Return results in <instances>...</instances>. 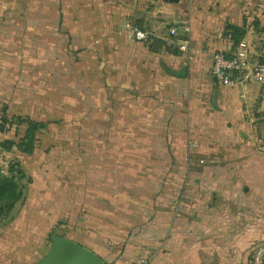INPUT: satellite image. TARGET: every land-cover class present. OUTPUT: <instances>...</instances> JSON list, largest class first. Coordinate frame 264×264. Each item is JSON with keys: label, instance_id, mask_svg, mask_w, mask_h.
<instances>
[{"label": "crops", "instance_id": "1", "mask_svg": "<svg viewBox=\"0 0 264 264\" xmlns=\"http://www.w3.org/2000/svg\"><path fill=\"white\" fill-rule=\"evenodd\" d=\"M5 1L0 106L43 123L75 47V80L86 66L92 74L94 131L107 132L108 162L124 167L122 199L110 186L104 213L87 221L90 243L68 239L114 264H248L251 247L264 244V85L226 87L211 67L213 54L237 51L229 27L248 45L251 0H75L72 22L58 8L52 15L51 0L25 13L15 10L20 0ZM10 217L0 222V264H35L46 249L33 231L16 234L19 215Z\"/></svg>", "mask_w": 264, "mask_h": 264}, {"label": "rangeland", "instance_id": "2", "mask_svg": "<svg viewBox=\"0 0 264 264\" xmlns=\"http://www.w3.org/2000/svg\"><path fill=\"white\" fill-rule=\"evenodd\" d=\"M22 1L15 2L14 7L18 12L25 13L28 4L29 9L34 12L42 10L38 8L40 0ZM4 2L6 1L3 0V4ZM245 3L244 11L249 18V27L254 28V33L247 36L246 49L249 62L255 64L264 59V0ZM74 7L75 0L50 1L52 15L58 8L64 17H70L67 22L73 20ZM55 49L52 51V57L58 55V47ZM67 51L66 76L61 78L63 83H57V77L51 76L56 85L53 84L55 89L51 92L53 99L50 117H45L44 129L39 130L35 136L37 141L33 154L25 156L16 149L10 153L0 151V167L3 173L8 162L16 160L21 164L26 176L31 179L29 184L22 182L23 203H18L15 211L5 220L8 221L10 216L18 214L21 224L15 233L25 235L26 232L30 234L33 231L36 249L40 245L42 249L49 247V236L55 232H61L67 238L88 245L93 236L86 231L85 217L97 215L101 213L99 211L103 209V205H109V199L112 197L110 186L114 187L113 192L116 193L114 200L118 202V199H122L117 195L118 191H121L123 180L117 177L124 167L108 162L113 161L116 156L108 155L112 154V151L107 148V132L94 131V122L89 115L93 95L90 67H84L82 77L75 80L73 62L72 65L69 64V58L71 61L74 59L75 47H68ZM52 67L57 70V66ZM35 90L33 88L31 91L34 95L38 94ZM59 95L63 96V99L56 98ZM2 103H6V100ZM10 111V103L0 106V114H5L10 123L5 126V132L0 133V142L11 140L17 145L24 136L26 127L15 126L18 121L15 116H11ZM45 201L49 206H45ZM26 203L35 209H21ZM4 225L5 222L0 224V227ZM260 245L264 244L252 246L249 255Z\"/></svg>", "mask_w": 264, "mask_h": 264}, {"label": "trees", "instance_id": "3", "mask_svg": "<svg viewBox=\"0 0 264 264\" xmlns=\"http://www.w3.org/2000/svg\"><path fill=\"white\" fill-rule=\"evenodd\" d=\"M256 25H258V23ZM228 30L232 32V35L230 38L233 42V46H234L233 48L236 49L239 43L243 40L242 38H244L245 31H243L242 29L236 28V27H229ZM263 32H264V29H263ZM4 115L5 114H0V123L6 126L7 124H10V123L7 121ZM16 121L18 122L17 124H14L15 126L24 125L26 127L24 136L20 139L17 145L11 140L0 142V151L1 153H4V152L10 153L13 149H16L22 155H25V156L32 155L35 149V143L37 141L35 136L39 130L44 129L45 125L41 122H35L30 119L16 118ZM0 158H1V154H0ZM23 181H25L26 184H29L31 182V179L28 176H26L21 164L18 161L16 160L9 161L7 164L5 173H3L2 168L0 167V220L7 219L8 216L11 214V212L14 210L15 206L18 203H21V202L23 203V200H24V196H23L24 185L22 184ZM90 219L91 218L89 215L85 217L86 224H87V221H89ZM54 234L62 238L68 239L61 232H55ZM68 240H71V239H68ZM77 244L81 246V244L79 243ZM47 248L44 254L46 253ZM92 252L96 254L99 258H101L105 264L115 263L111 261L110 263H108L107 260L99 256L100 254L98 252L97 253L94 251ZM41 258L36 260V262H38Z\"/></svg>", "mask_w": 264, "mask_h": 264}, {"label": "built area", "instance_id": "4", "mask_svg": "<svg viewBox=\"0 0 264 264\" xmlns=\"http://www.w3.org/2000/svg\"><path fill=\"white\" fill-rule=\"evenodd\" d=\"M187 1V0H183ZM184 33L189 32V27L182 24ZM176 29H170V36H176ZM133 34L138 41H145L146 35L133 30ZM246 43L242 40L237 51L231 56H225L221 53H215L212 56V76L222 85L230 88H241L252 84L264 85V59L262 62L251 64L248 60V51ZM179 50L188 52V43L186 40L179 41ZM194 147V145H191ZM193 157L190 155L187 159L188 164L193 163ZM202 164V161H199ZM143 263V261H142ZM249 264H264V245L257 246L250 259Z\"/></svg>", "mask_w": 264, "mask_h": 264}, {"label": "water", "instance_id": "5", "mask_svg": "<svg viewBox=\"0 0 264 264\" xmlns=\"http://www.w3.org/2000/svg\"><path fill=\"white\" fill-rule=\"evenodd\" d=\"M214 81L217 82L215 78ZM215 97L216 93L213 95V103H215ZM4 130L5 126L0 123V133ZM49 242L46 253L35 264H105L92 251L54 233L50 234Z\"/></svg>", "mask_w": 264, "mask_h": 264}]
</instances>
